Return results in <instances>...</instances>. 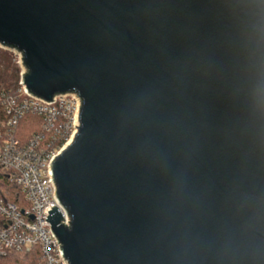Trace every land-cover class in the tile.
<instances>
[{
    "label": "water",
    "instance_id": "1",
    "mask_svg": "<svg viewBox=\"0 0 264 264\" xmlns=\"http://www.w3.org/2000/svg\"><path fill=\"white\" fill-rule=\"evenodd\" d=\"M0 45L79 96L44 219L68 264H264V0H0Z\"/></svg>",
    "mask_w": 264,
    "mask_h": 264
},
{
    "label": "built area",
    "instance_id": "2",
    "mask_svg": "<svg viewBox=\"0 0 264 264\" xmlns=\"http://www.w3.org/2000/svg\"><path fill=\"white\" fill-rule=\"evenodd\" d=\"M13 61L19 66L17 94L3 99L0 118V264H68L61 243L44 219L55 206L63 225L69 216L55 195L50 163L71 141L79 125V96L75 92L56 94L52 101L29 93L22 83L25 68L15 48ZM41 118L42 129L27 141L14 136V129L26 114ZM46 135L50 140L44 142ZM62 142L55 147L57 142Z\"/></svg>",
    "mask_w": 264,
    "mask_h": 264
},
{
    "label": "trees",
    "instance_id": "3",
    "mask_svg": "<svg viewBox=\"0 0 264 264\" xmlns=\"http://www.w3.org/2000/svg\"><path fill=\"white\" fill-rule=\"evenodd\" d=\"M12 61L9 54L0 51V118H4L3 99L7 96L17 94L20 69L19 66ZM41 129V118L29 113L19 120L18 125L14 129V136L20 141H27L35 132H39ZM49 140L50 135H46L44 142ZM61 143V141L57 142L55 147H59ZM6 176L5 173H0V183L7 184Z\"/></svg>",
    "mask_w": 264,
    "mask_h": 264
},
{
    "label": "rangeland",
    "instance_id": "4",
    "mask_svg": "<svg viewBox=\"0 0 264 264\" xmlns=\"http://www.w3.org/2000/svg\"><path fill=\"white\" fill-rule=\"evenodd\" d=\"M0 51L6 52L7 54H9L11 56V59L13 60V53L7 49H4L2 47H0ZM14 62V61H12ZM15 63V62H14Z\"/></svg>",
    "mask_w": 264,
    "mask_h": 264
}]
</instances>
